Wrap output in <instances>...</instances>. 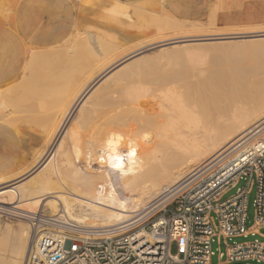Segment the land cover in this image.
Masks as SVG:
<instances>
[{"label": "bare ground", "instance_id": "6f19581e", "mask_svg": "<svg viewBox=\"0 0 264 264\" xmlns=\"http://www.w3.org/2000/svg\"><path fill=\"white\" fill-rule=\"evenodd\" d=\"M124 4L116 9L129 20L122 29L128 45L135 35L184 36L117 59L128 45L106 44L92 31L82 37L77 31L56 49H43L33 39L34 45L24 47L19 38L24 28L9 12L0 15V138L24 151L16 165L0 173V234L9 243L0 264H25L34 236L29 213L87 227L120 224L157 204L239 140L264 132V85L257 100L234 104L222 93L217 97L224 101H205L208 86L162 82L176 76L182 62H192V54L154 63L151 74L143 69L117 85H101L107 72L147 50L202 40L185 34L199 24L186 26L168 13L154 14L152 0L131 8L130 1ZM131 15L143 27L139 34L126 30L134 26ZM8 26H16L17 38ZM261 29L212 35L248 38L261 48L264 23ZM78 45L98 58L78 56ZM19 163L25 167L18 170ZM1 217L18 221L11 225Z\"/></svg>", "mask_w": 264, "mask_h": 264}, {"label": "built area", "instance_id": "2783aa9c", "mask_svg": "<svg viewBox=\"0 0 264 264\" xmlns=\"http://www.w3.org/2000/svg\"><path fill=\"white\" fill-rule=\"evenodd\" d=\"M245 137L157 204L108 227L29 213L34 236L25 264H264V240L228 244L235 237L264 238V138ZM243 181L229 197L224 194ZM255 189L254 220L247 221L248 196ZM172 241L176 253L170 252ZM225 245V251L219 245Z\"/></svg>", "mask_w": 264, "mask_h": 264}, {"label": "rangeland", "instance_id": "374dc122", "mask_svg": "<svg viewBox=\"0 0 264 264\" xmlns=\"http://www.w3.org/2000/svg\"><path fill=\"white\" fill-rule=\"evenodd\" d=\"M222 7L235 8L239 6L243 0H221ZM11 8V0H0V15L9 12ZM136 20L135 22H138ZM140 24V21L138 22ZM182 24L190 26L193 23L199 24L190 28V32L185 34L197 35V38L202 40H189L179 44L167 43L154 49L147 50L139 56L133 58L129 62L120 66L118 69H113L103 76L101 79V85L113 86L119 79L124 77H137L139 70H145L149 74L154 65L160 61L170 60L171 57L176 54L178 56L186 57L189 54L194 56L192 62H182L178 68L177 74L174 77H165L162 82L172 83V81L187 82L197 86H208L209 91L206 93L205 101L216 102L217 100H227L228 102L238 103L249 101H255L258 99V90L264 85V45L263 47H253L248 38H235L231 40L216 39L217 36L212 35L213 33H235V35H242L245 31H261L260 22H245V23H233L221 25L213 21V19L201 20L196 22L181 21ZM192 23V24H191ZM189 24V25H188ZM83 33V32H82ZM79 36L82 37L85 34ZM78 35L74 33V35ZM182 35H175L174 33L169 34L165 38H157L155 36H147L141 40L133 41L132 44H123L114 42L112 39L100 37L106 44L112 43L115 45L126 46L124 53H122L117 59L130 54L138 49H146L154 45L155 43H165L172 41L174 37H181ZM185 39V38H183ZM66 44V47L71 46V41ZM165 41V42H163ZM63 47L59 45L56 48ZM79 50V55L85 53L84 48L76 47ZM81 53V54H80ZM94 53V52H92ZM91 53V54H92ZM85 56H93L92 59L98 58L97 55L85 53ZM77 56V55H76ZM173 58V57H172ZM150 69V71H149ZM149 71V72H148ZM151 74V73H150ZM224 96L223 99H218L217 94ZM211 95V96H210ZM221 97V98H222ZM210 98V99H209ZM213 98V99H212ZM216 98V99H215ZM224 101V100H223ZM264 138V132L261 133ZM32 158L27 157V163H30ZM30 161V162H29ZM24 163H19L17 169L24 168ZM243 181H240L236 186L228 190L223 198L229 197L234 194L238 187L242 186ZM255 189L253 188L248 196L247 203V221L246 225L249 226L254 220V199ZM7 224L14 225L17 223V218L1 217ZM26 222V221H25ZM28 223V222H27ZM30 226V224H29ZM32 229V227H31ZM33 231V229H32ZM264 240L259 235H252L247 237H235L227 240L228 244L239 243L246 240ZM8 239L6 235L0 234V252H4L8 248ZM218 245L216 242L212 243V250L214 251L210 264H217L220 260L224 259V256L219 257ZM219 250L224 252L225 245L221 243ZM177 242L172 241L170 244V252L176 253Z\"/></svg>", "mask_w": 264, "mask_h": 264}, {"label": "crops", "instance_id": "0c3cea01", "mask_svg": "<svg viewBox=\"0 0 264 264\" xmlns=\"http://www.w3.org/2000/svg\"><path fill=\"white\" fill-rule=\"evenodd\" d=\"M126 1L132 3L129 6L131 8L134 3L147 0H11L9 14L18 21V27L25 30L24 37L18 34L20 41L25 39L24 47L34 45L32 41L35 40H38L36 45L43 49L57 47L63 39L72 36L77 31H83V33L92 31L100 37L104 36L114 42L127 44L122 39L127 35L122 29H124L125 22L129 20L116 9L125 5ZM152 1L154 2V14L168 13L180 21L185 19L184 21L196 22L213 19L221 25L237 22L264 23V0H243L235 8L222 7L224 4L221 0ZM130 22L134 28L126 30L131 34H139L143 27L135 22L133 15H131ZM8 29L9 35L17 38L16 26H8ZM143 38L145 35H135L132 40L137 41ZM23 154L21 147L11 146L0 138V162L4 160L0 163V173L7 172L12 164L16 165Z\"/></svg>", "mask_w": 264, "mask_h": 264}, {"label": "water", "instance_id": "95a60500", "mask_svg": "<svg viewBox=\"0 0 264 264\" xmlns=\"http://www.w3.org/2000/svg\"><path fill=\"white\" fill-rule=\"evenodd\" d=\"M233 264H243V263H233Z\"/></svg>", "mask_w": 264, "mask_h": 264}]
</instances>
